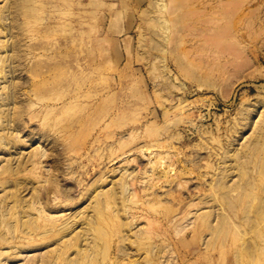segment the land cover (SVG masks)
<instances>
[{
	"label": "rangeland",
	"instance_id": "rangeland-1",
	"mask_svg": "<svg viewBox=\"0 0 264 264\" xmlns=\"http://www.w3.org/2000/svg\"><path fill=\"white\" fill-rule=\"evenodd\" d=\"M0 264H264V0H0Z\"/></svg>",
	"mask_w": 264,
	"mask_h": 264
},
{
	"label": "bare ground",
	"instance_id": "bare-ground-1",
	"mask_svg": "<svg viewBox=\"0 0 264 264\" xmlns=\"http://www.w3.org/2000/svg\"><path fill=\"white\" fill-rule=\"evenodd\" d=\"M50 187H47V186H44V187H42L40 190H39V194H37V196H38V199H43L44 197H47V193L50 191V189H49ZM47 200V199H46ZM56 201H57V203L56 204H53V206L55 205V208H57V207H62V203H61V201H59L58 202V199H55ZM43 205H42V208H41V210H46V209H48V210H52V208H54L50 203H49V201H44L43 203H42ZM60 210H61V208H60ZM49 230V229H48Z\"/></svg>",
	"mask_w": 264,
	"mask_h": 264
}]
</instances>
